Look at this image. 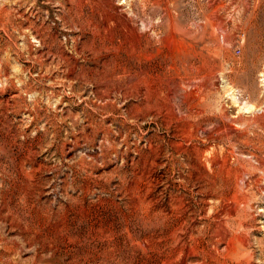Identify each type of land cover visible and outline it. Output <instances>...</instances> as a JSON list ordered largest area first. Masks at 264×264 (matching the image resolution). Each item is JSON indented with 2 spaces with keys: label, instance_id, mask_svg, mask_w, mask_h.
<instances>
[{
  "label": "rangeland",
  "instance_id": "374dc122",
  "mask_svg": "<svg viewBox=\"0 0 264 264\" xmlns=\"http://www.w3.org/2000/svg\"><path fill=\"white\" fill-rule=\"evenodd\" d=\"M261 160L264 0H0V264H264Z\"/></svg>",
  "mask_w": 264,
  "mask_h": 264
},
{
  "label": "bare ground",
  "instance_id": "6f19581e",
  "mask_svg": "<svg viewBox=\"0 0 264 264\" xmlns=\"http://www.w3.org/2000/svg\"><path fill=\"white\" fill-rule=\"evenodd\" d=\"M144 9V8H143ZM220 14V13H219ZM108 18V17H107ZM106 18V19H107ZM109 19V18H108ZM116 20V19H115ZM110 21V20H109ZM108 21V22H109ZM111 23V22H110ZM113 23V22H112ZM234 23V22H233ZM236 23V22H235ZM107 25H108V23H107ZM112 25V24H111ZM235 25V24H234ZM237 25V24H236ZM232 26V27H228V26H226L225 25V23H223L222 24V29H223V33L221 34V39H220V42L223 44V45H229L230 43H231V41H232V39H233V37H234V35H235V32L237 31V26ZM106 26V25H105ZM100 33V32H99ZM106 49V48H105ZM147 55V54H146ZM143 58H145V57H143ZM145 72V71H144ZM228 78V77H227ZM227 81V80H226ZM228 83V82H227ZM228 84H230V83H228ZM178 87H179V85H178ZM230 86H228L227 87V89L229 88ZM197 89L198 88H194V90H188L187 92H184V94H183V100H186L187 98H190V97H194L197 93H196V91H197ZM151 91V90H150ZM186 91V90H185ZM198 93H201V92H198ZM149 94V93H148ZM198 96V95H197ZM189 100V99H188ZM242 106L243 107H245L246 109L247 108H252V104H250L249 102L247 103H243L242 104ZM254 107V106H253ZM242 108V107H241ZM224 112V111H223ZM225 115H226V113H227V107L225 108ZM227 130H230V131H236V129L234 128V126L231 124V123H227ZM227 132V131H226ZM196 133V132H195ZM195 137V136H194ZM204 149V148H203ZM199 151V150H198ZM203 151V150H202ZM213 151V150H212ZM228 151H230V150H228ZM243 151V150H242ZM224 153V152H223ZM199 154V153H198ZM200 154H201V152H200ZM228 154V153H227ZM233 154V153H232ZM203 155V154H202ZM225 156V155H224ZM231 156V155H230ZM228 157V156H227ZM227 157L225 156V158H224V162H226V160H227ZM208 158V157H207ZM261 163L263 164V166H264V161H262L261 160ZM262 166V167H263ZM204 168V167H203ZM214 169V168H213ZM206 170V169H205ZM257 181V180H256ZM207 182V181H206ZM202 188V187H201ZM217 188V187H216ZM215 189V188H214ZM216 197V196H215ZM227 197V196H226ZM229 197V196H228ZM205 199V198H204ZM218 200V199H217ZM225 199L224 198H219V201H224ZM227 201V200H226ZM225 203V202H224Z\"/></svg>",
  "mask_w": 264,
  "mask_h": 264
}]
</instances>
